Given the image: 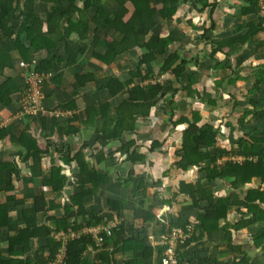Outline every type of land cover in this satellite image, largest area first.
<instances>
[{"label": "crops", "instance_id": "crops-1", "mask_svg": "<svg viewBox=\"0 0 264 264\" xmlns=\"http://www.w3.org/2000/svg\"><path fill=\"white\" fill-rule=\"evenodd\" d=\"M81 2L78 0L79 8H82ZM240 4H242L241 0H217L211 16L208 9L207 12L204 11L206 13H194L195 8L189 2L180 5L178 8L179 15L177 14L176 17L174 15L175 19L173 17V25L169 30L178 28L182 38L169 46V52H177L181 59L183 58L188 62L187 66L184 67V75L181 79L183 81L182 87H186L187 90L180 89V101H175L178 98L171 97L170 99L169 97L171 93L169 89L174 88L172 84L176 82L173 74H159L155 70V75L159 74L156 80L147 78L144 81H138L136 77H132L142 52L140 48L136 47L120 54L108 67H101L92 60L91 54L94 51L103 54L106 50L100 33L98 34L101 38L98 41H93L94 48L90 45L93 43L91 42L92 39H89L87 41L89 47L85 53L76 54L74 61L69 62L68 59L73 58L74 53L78 51L77 43L79 41L77 33H71L65 43L70 46L73 54L64 51V42L59 43L56 54L62 58V61L54 66L44 88L46 109L62 110L59 113L67 118L57 120L58 123L52 119L41 121L39 118H34V120L22 118L18 112L17 94L12 95V103L9 106L5 108L0 106V126H5L10 122H18L28 129L30 136L37 141L50 145V153L43 157L40 173L34 174L32 181H28L31 175L30 160L20 161L15 155L17 148L9 143L5 144L4 141L0 143V157L3 160H16L20 170L19 178L12 180L13 189L2 193L0 197V202H6V197L11 198L9 202H6L9 204L7 225L0 227V264L2 262L46 264L49 255L47 238L42 235L36 239H31L29 248L23 252L21 245H14L10 249L9 239L15 233L13 229L9 230V225L12 227L17 225L22 217V211L33 206V199L29 196L30 191L34 195L43 194L48 204L61 206L48 208L44 213H39L37 215L38 226H51L54 224V220L61 218L64 205L69 203L72 194L79 192L80 183L78 164L75 161L67 164L64 162L63 156L68 154L72 157L78 150H81L88 168L92 167L104 178L103 181L97 183L96 187L92 183L84 185L85 188L94 191L83 198L82 206L85 212L87 214L94 212L110 213L113 216L111 222H115L117 227L122 224L126 230H129L127 234L132 235L129 244L126 246V251L117 250L118 246L113 244L105 247L110 257L103 256V260L105 257L107 259V261L104 260V264H108L109 261H111L109 264H125L131 257L140 256L141 246L154 245L152 241L146 242V237L147 235L148 237L152 236L153 232L157 240L158 237L162 236L161 227L156 223L157 220L163 224L176 223L179 220L183 222L196 221L197 216L202 211L200 209H184L185 206L189 205L190 199L188 196L179 193L178 185L180 183L198 182L202 187H210L217 198L231 193L232 189L228 180L218 179L208 182L206 177L202 173L199 174L196 169H189L186 172L175 169L173 163L178 160L175 151L180 148L182 130L186 124H180L178 121L181 118L179 116L176 118V115L173 118V114L178 111L174 104L177 107V102H179L182 105L183 121L184 119L196 121L199 127H203L207 123L213 125L211 128L216 133V144L213 149H208V152L210 151L216 156H219L220 149L237 150L242 139L245 141L242 147L246 148L249 147L252 139H264V115L257 114L264 111V84H259L257 88L253 87L259 78V67L264 64V23L262 31L243 42L244 45L241 48L238 47L237 51L232 48L229 56L222 52H213L216 44L222 39H234L242 42L243 37L249 33V24H258V14L238 15ZM106 8L109 11L116 9L112 4H106ZM62 23V26L67 25L66 21ZM87 24L88 32L93 36L94 25L91 22H87ZM204 30L208 31L204 33ZM114 36L120 40L118 33ZM11 59L13 67L7 73L16 79L25 73V70L19 67V63L23 60L16 51L11 53ZM153 68H157V65L155 64ZM143 73H145L144 70ZM86 75H92L94 79L117 77L123 83L130 80L129 87L138 82L142 84L149 81L152 84H155L156 81L164 83L162 90L164 93L157 95L149 115L142 117L135 114L134 129L122 134V141L131 140L133 142L129 152L136 151L138 155L143 157L141 161L130 164L128 160H125L126 152L120 148L117 140L103 139L98 135L96 118L92 117L85 121V118L81 116L85 108L102 104H107L109 106L107 113L114 115L115 109L127 98L125 89L114 96H110L106 90L98 91L93 81H87L82 86L78 85L75 76L86 77ZM19 79L16 81L21 83ZM2 80L3 78L0 77V82ZM71 99H73V104L70 103ZM72 114L80 116V119L77 120L72 117L67 120ZM152 141L159 142L160 146L151 149ZM261 146L264 149V142L261 143ZM100 155L103 157L101 158ZM227 157L231 158V156L226 155L218 157L217 164L228 159ZM176 158L177 160H175ZM250 160L254 163L260 162L259 173L264 172V158L261 162L256 154ZM52 167H59V173L64 175L66 179L60 193L52 192L51 186L46 183L50 180ZM129 172H131L129 181L124 182L123 178ZM249 190H253L258 197L261 196V203L260 199L256 197L253 198V202L258 204L259 208L264 209V179H261L260 175L252 177L248 183L235 192L244 197ZM120 201L124 202L126 208L122 210L120 216H117L115 212L110 211L112 206L109 202ZM182 202L188 203L180 205ZM205 205V203L200 204L201 208ZM148 206H152V208ZM73 210H76V207L73 206ZM145 210L155 213V221L144 223L143 214ZM66 213V226L68 228L78 225L80 227L77 230L87 228L81 226L87 217L84 215L85 213L79 216L75 212L72 213L71 210ZM227 213L226 221L230 224H235L241 219V215L235 207L229 208ZM246 217L248 218L249 215L246 214ZM223 224L224 221L221 220L218 225ZM96 226H91V228ZM17 227L21 228V226ZM263 227L264 219L252 223L238 232H233L231 237L234 244L239 245L246 253L248 251L260 253L253 245L252 236ZM59 232L58 234L53 231L49 236L58 242L60 234L65 236L70 231L62 229L59 225ZM62 232L65 233L62 234ZM87 236L93 243L92 236ZM221 238V232L207 234L203 239L192 241L187 245L184 249L185 253L188 256L193 254L196 257L198 255L200 260L204 259L208 263L202 246L208 244L210 240L215 239L216 241L217 239L216 243L221 246L215 243L210 249L216 248L219 253L215 256L222 260L230 258L232 263L233 253L225 247ZM87 242V249L81 259L82 262L89 264L100 262L99 252L101 249L99 246L97 247L95 241L96 245L93 243L95 248ZM101 245L103 246V244ZM253 264H264V258L257 257Z\"/></svg>", "mask_w": 264, "mask_h": 264}, {"label": "trees", "instance_id": "trees-1", "mask_svg": "<svg viewBox=\"0 0 264 264\" xmlns=\"http://www.w3.org/2000/svg\"><path fill=\"white\" fill-rule=\"evenodd\" d=\"M156 0H82V8L78 7L77 0H0V77L3 78L0 82V106L7 107L12 103V95L17 94V102L20 103L24 96V87L17 83L15 77L7 73L12 66L11 53L16 51L23 63L27 67L33 69L36 73L46 74L48 77L44 79L45 85L47 84L50 73L54 66L61 63L62 58L57 56V47L60 42H64L71 35L77 33L78 51L74 53L73 58H69V62H73L76 54H84L87 50L89 39L98 41L102 35L104 46L106 48L103 54L94 51L91 54V59L94 60L101 67L110 66L115 58L120 54L140 48L141 54L137 61L135 71L132 77H136L138 81L149 78L158 79L160 73L173 74L176 82H180L184 75L185 65L188 63L185 59L177 54V52H169V46L182 38L181 32L178 28L169 30L166 36H154L151 30L155 28L160 19L173 20L180 5L189 2L199 12L208 9L210 16L216 6L215 2H207V0H197L201 4L198 8L195 0H159L158 4H154ZM242 4L239 5L238 15L245 14H258V0H241ZM106 4L113 5L116 9L109 11ZM43 8V9H42ZM130 8V9H129ZM259 16V15H258ZM89 17V19H88ZM66 21V26H62V22ZM91 22L94 25L92 31L93 36L88 32V24ZM264 18L259 16L258 24H249V33L243 37L242 42L235 41L234 39H222L216 44L213 52H222L224 55L229 56L232 48H241L244 43L250 38H253L258 32L262 31ZM210 29V28H209ZM203 30V29H202ZM208 30H204L206 33ZM120 35V40L115 38V34ZM204 36V35H203ZM24 37V39H22ZM92 47L94 42L90 44ZM262 45V43H260ZM94 48V47H93ZM64 51L73 54L70 46L66 43ZM32 59L37 61L31 63ZM157 68H153L154 65ZM256 83L253 85L257 88L259 84H264V64L259 67ZM143 70L145 73H143ZM155 70L159 74L155 75ZM76 83L80 86L84 85L87 81H93L96 89L106 90L110 96H114L124 89L127 92V98L116 109L115 113L109 114L108 105H95L85 108L82 115L85 121L90 118L97 119L96 131L103 139L117 140L120 148L126 152L125 160L130 164L143 159L136 151L129 152L133 142L122 141V134L131 131L135 127V114L138 116L146 117L149 115L150 108L154 105V100L158 94H163V82L156 81L152 84L151 81L145 84L135 83L129 87L131 81L126 83L121 82L117 77H104L101 79H94L92 75L86 77L75 76ZM180 89H186L181 87ZM180 89H177L180 90ZM73 104V99L70 100ZM51 112H62V110H48ZM19 114L22 118L34 120V117L24 114L23 108L19 105ZM23 114H22V113ZM257 114L264 115V111ZM256 114V115H257ZM258 116V115H257ZM74 119L79 120L80 116L72 114ZM65 117L63 114L58 116H48L46 113L41 114L39 119L41 121L52 119L55 123L57 120H62ZM83 118V121H84ZM1 121V119H0ZM178 122L185 123L186 126L182 130L180 148L175 151V156L178 158L173 166L176 170L186 172L189 169H196L199 174H203L208 182L215 180H228L232 189L226 196L217 198L212 192L210 187H202L198 182L195 183H180L178 185L179 193L186 195L190 199L188 206L184 209H200L202 213L197 216L194 225V220L170 222L163 224L157 220L160 225L162 235L172 232L175 228H180L186 231L187 225H193V230L190 236L184 240L176 248V257L179 261L188 260L196 261L199 264H208L206 260L197 259L194 255L189 258L185 253V247L192 241L203 239L205 235L221 232L222 242L225 247L233 253V260L231 264H253L255 256H250L244 252L239 245L234 244L231 237L233 232H238L240 229L251 225L252 223L262 221L264 219V209L259 208L258 204H254L253 198L261 196L255 195L253 190H249L242 197L235 191L243 187L254 176H261L264 179V172H260L258 167L261 163H254L250 158L256 154L262 162L264 158V149L261 143L264 139H258L250 142L248 148L242 147L245 143L244 139L239 142L238 149L235 151L219 150V156L208 152V149H213L216 144V133H214L211 126L199 127L196 121H190L181 118ZM176 124V123H175ZM96 125V124H95ZM172 125L174 123L172 122ZM255 135V134H254ZM11 144L17 148L15 155L23 160H30L31 162V175L28 181H32L35 175L41 171V164L44 156L50 153L49 144L42 141H37L34 137L30 136L28 129L21 126L18 122H10L5 126H0V143ZM160 146L157 141H152L151 149ZM223 155L231 156V158L224 160L222 163L217 164V158ZM64 157V162H76L79 166V192L74 193L69 198V203L64 207V212L61 218L54 220L51 226L37 225V215L44 213L48 208H56L55 204H48L43 194H33L30 191L29 196L33 199V206L30 209L22 211V217L14 227L9 225V230L13 229L14 236L9 239V248L15 245H21V251L28 249L30 240L36 239L40 236H45L48 240L49 255L46 260L48 264L61 247L62 241L55 242L50 233L55 231L59 232V225L62 229L70 232H76L80 225L68 228L66 226L67 211L75 212L77 216L86 215L83 225L87 228L91 226L100 225L106 222H111L113 216L110 213L100 214L90 213L87 214L82 206L83 198L93 193V190L85 188V184L92 183L96 187L97 183L104 180L92 167L88 168L86 165L81 150H78L72 157L68 154ZM102 158L103 156L100 155ZM239 157V158H238ZM98 158V159H101ZM242 158V160H240ZM239 160V161H238ZM16 160H3L0 157V197L1 194L13 189L12 180L18 179L20 170ZM38 170V171H37ZM59 167H52L51 177L48 183L51 186L52 192L60 193L64 184L65 176L60 174ZM131 172H129L124 179V182L129 181ZM253 196V197H252ZM6 202L11 198L6 197ZM0 202V227L7 223L9 204ZM205 203V207L201 208L200 204ZM112 206L110 211L115 212L120 216L122 210L126 208L123 201L109 202ZM73 206L76 210H73ZM151 207L152 206H148ZM147 207V208H148ZM235 207L236 211L241 215V219L235 223L230 224L226 221L227 212L229 208ZM246 214L249 217H246ZM155 213L145 210L143 214L144 223L155 221ZM223 220V225H218ZM7 225V224H6ZM17 226H21L18 228ZM90 226V227H89ZM86 229V228H82ZM81 230V229H80ZM125 227L120 224L111 229V234L104 238L102 245L99 246L100 262L91 264H104L106 257L110 254L105 247L109 244L116 245L117 250L126 251V246L132 235H128ZM65 232H62V234ZM63 236V235H62ZM61 234L60 238H63ZM88 241V242H87ZM128 241V242H127ZM253 245L264 256V227L259 229L256 234L252 236ZM87 243H92L87 235H81L78 238L67 239L65 243V256L62 264H89L82 262V257L87 249ZM95 244V243H94ZM96 245V244H95ZM95 248V246L93 245ZM167 246H141L140 256L131 257L125 264H161V258ZM258 253V252H257ZM258 253V254H260ZM112 254V253H111ZM103 256H106L103 260ZM111 262V261H109ZM108 262V264H109ZM2 264H11V262H2ZM21 264H26V262ZM223 264V263H221ZM227 264V263H226Z\"/></svg>", "mask_w": 264, "mask_h": 264}, {"label": "built area", "instance_id": "built-area-1", "mask_svg": "<svg viewBox=\"0 0 264 264\" xmlns=\"http://www.w3.org/2000/svg\"><path fill=\"white\" fill-rule=\"evenodd\" d=\"M257 6L258 15L264 18V0H258ZM20 66L23 67L26 72L24 96L19 103L20 107L23 108V113L34 118L44 113H46L49 117L53 115L58 116L60 114L59 112H48L43 106L45 88L44 79L48 76L46 74L36 73L33 69L29 68V66L27 67V64L23 62H20ZM196 223L197 222H194V225ZM115 224V222H106L96 226L95 228L90 227L77 232H69L65 236L63 235V238H60V241H62L61 247L48 264L63 263L65 256V243L67 239L78 238L81 235H91L95 243L97 245H101L104 238L111 234V229L115 226ZM193 227L194 226L192 224L187 225L186 231L180 228H175L172 232L166 233L162 237V242L164 243V246H167V248L163 252L161 264H199L196 261H179L176 257V248L178 244H183L184 240L190 236Z\"/></svg>", "mask_w": 264, "mask_h": 264}, {"label": "rangeland", "instance_id": "rangeland-1", "mask_svg": "<svg viewBox=\"0 0 264 264\" xmlns=\"http://www.w3.org/2000/svg\"><path fill=\"white\" fill-rule=\"evenodd\" d=\"M82 1V0H81ZM215 3H217V0H213ZM212 0H207V2H213ZM77 2H78V0H77ZM158 2H159V0H156L155 2H154V4H158ZM192 2H194L193 0H192ZM195 2H196V4H197V6H198V8H200L201 7V4H200V2L198 3L197 2V0H195ZM80 4H82V2L80 3ZM180 7V6H179ZM43 9V8H42ZM195 11H194V13H206L207 12V9H205L204 11H206V12H199L198 10H196V9H194ZM179 15V12H177L176 14H175V17H176V15ZM175 17H174V19H175ZM173 21L174 20H172V21H169V20H167V19H160L159 20V22H158V24H157V26L155 27V28H153L152 30H151V32H150V34L152 33L154 36H166L167 34H168V30L172 27V25H173ZM192 29H193V27H192ZM179 30V29H178ZM22 39H24V37H22ZM183 59V58H182ZM37 60L36 59H32L31 60V63H34V62H36ZM188 64V63H187ZM187 66V65H186ZM185 66V67H186ZM19 67L20 68H22V69H24L23 67H21L20 66V63H19ZM196 69V68H195ZM195 69H193L194 71H195ZM25 76H26V72L23 74V75H21L19 78H21V79H19V78H17L16 77V79H19V81H21V83L19 82H17L18 84H20V85H22V86H24V88H25ZM182 82L183 81H180V82H174L173 84H172V86H174V88H172V89H169V90H171V93L169 94V97H170V99H171V97L172 98H178V99H176L175 101H180V99H179V96L181 95L180 93V90H178L177 91V89H180L181 87H182ZM186 84V83H185ZM192 84V83H191ZM187 86H189V84H187ZM191 86V85H190ZM191 88H192V86H191ZM43 97H45V94L43 95ZM19 106V105H18ZM43 106H44V108H46L45 107V102H44V100H43ZM174 106H175V108L178 110V111H176V114H173V118H174V116L176 115V118L179 116L180 118H182L183 117V114L181 115V112H182V105H180V103L179 102H177V107H176V105L174 104ZM184 110H185V108H184ZM178 112H180V113H178ZM175 113V112H174ZM36 118H39V116H37ZM192 118H193V114H192ZM207 124H209V123H207ZM207 124H204V126H208ZM210 126H213V125H211V124H209ZM175 160H177V158L175 159ZM196 176L198 177V174H196ZM201 178H202V175H201ZM131 184V183H130ZM129 184V185H130ZM165 198H166V196H165ZM188 202H182V204H180V205H185V204H187ZM140 210V209H139ZM136 214H138V213H136ZM194 222H195V220H194ZM82 230V229H81ZM81 230H79V231H81ZM153 235L152 236H149L148 237V235H147V237H146V242H149V241H152V243L154 244V245H152V246H158V247H164V243L162 242V237L166 234H164V235H162V236H160V238L158 237V240H157V238H156V235H155V233L153 232L152 233ZM55 239V238H54ZM216 241H217V239H216ZM216 241H215V239H213V240H210L209 241V243L208 244H205V245H203L202 246V249L204 250V252H205V258L208 260V264H221V263H223V264H226V263H231V261L229 260L230 258H228V260L227 259H224V260H222L221 258H218L217 256H215L216 254H218L219 252L217 251V249L216 248H212V249H210L211 248V246H214L215 245V243H216ZM150 243V242H149ZM243 243H245V242H243ZM217 244V243H216ZM179 245V244H178ZM217 245H220V244H217ZM221 246V245H220ZM195 252H197V251H195ZM250 256H255V258H257V257H259V258H264V256H262L261 255V253L260 254H258L256 251H252V252H247ZM230 255V254H229ZM188 256V255H187ZM193 256V254L192 255H190V256H188L189 258H191ZM196 257L197 258H199L200 259V257H198V255H196ZM193 258V257H192ZM216 261H218V263H216Z\"/></svg>", "mask_w": 264, "mask_h": 264}]
</instances>
